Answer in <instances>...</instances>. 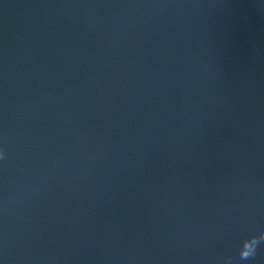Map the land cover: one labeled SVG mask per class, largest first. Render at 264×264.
<instances>
[{
	"label": "water",
	"instance_id": "95a60500",
	"mask_svg": "<svg viewBox=\"0 0 264 264\" xmlns=\"http://www.w3.org/2000/svg\"><path fill=\"white\" fill-rule=\"evenodd\" d=\"M264 0H0V264H264Z\"/></svg>",
	"mask_w": 264,
	"mask_h": 264
},
{
	"label": "clouds",
	"instance_id": "9594fccd",
	"mask_svg": "<svg viewBox=\"0 0 264 264\" xmlns=\"http://www.w3.org/2000/svg\"><path fill=\"white\" fill-rule=\"evenodd\" d=\"M262 239H264V231H261L259 234L254 233L249 236L250 242L243 249H240L242 259L246 260L250 256L254 255L257 250V245Z\"/></svg>",
	"mask_w": 264,
	"mask_h": 264
}]
</instances>
